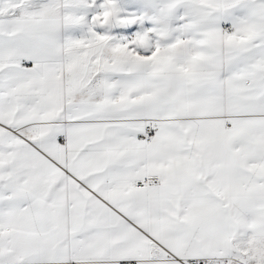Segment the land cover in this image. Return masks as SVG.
I'll use <instances>...</instances> for the list:
<instances>
[{
    "label": "snow or ice",
    "instance_id": "1",
    "mask_svg": "<svg viewBox=\"0 0 264 264\" xmlns=\"http://www.w3.org/2000/svg\"><path fill=\"white\" fill-rule=\"evenodd\" d=\"M0 264H264V0H0Z\"/></svg>",
    "mask_w": 264,
    "mask_h": 264
}]
</instances>
